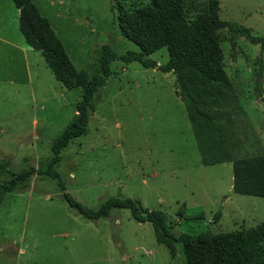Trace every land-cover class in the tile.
<instances>
[{
	"label": "rangeland",
	"instance_id": "rangeland-1",
	"mask_svg": "<svg viewBox=\"0 0 264 264\" xmlns=\"http://www.w3.org/2000/svg\"><path fill=\"white\" fill-rule=\"evenodd\" d=\"M4 1L11 9L0 0V158H9L11 174H17L47 167L50 144L74 115L82 91L56 79L42 53L21 35L19 10L17 17L12 0ZM29 2L77 72L98 69L103 45L117 56L138 51L120 32L117 5L148 0ZM218 17L264 36V0H219ZM219 45L240 109L241 154L264 153V71L258 92L254 88L264 53L244 38L232 47L226 30ZM148 57L164 65L168 52L162 47ZM109 67L87 133L59 152L53 167L59 179L35 174L3 197L0 264H186L180 242L171 257L156 243L152 226L135 221L129 210L112 209L89 221L69 208L64 192L92 210L109 198L134 199L144 209L162 211L175 237L264 223V198L233 192L230 162L201 163L173 73L117 59Z\"/></svg>",
	"mask_w": 264,
	"mask_h": 264
},
{
	"label": "trees",
	"instance_id": "trees-1",
	"mask_svg": "<svg viewBox=\"0 0 264 264\" xmlns=\"http://www.w3.org/2000/svg\"><path fill=\"white\" fill-rule=\"evenodd\" d=\"M19 10V31L26 43L40 51L56 79L66 88L80 87L82 98L70 121L52 140V157L45 169L29 167L11 174V160L0 158V203L8 193L19 189L32 175L59 179L54 166L59 152L75 138L87 133L88 116L95 110V97L105 86L111 74L110 63L136 62L143 68L173 73L184 105L187 119L205 166L232 164V190L236 194L264 198V153L246 156L241 154L237 96L228 79L220 49L221 32L226 30L229 43L236 45L237 38L258 45L264 53V36L251 33L249 28L218 17L219 0H148L147 4L128 6L118 2V26L121 34L132 42L138 51L117 56L108 45L101 47L98 69L88 75L77 72L71 65L59 41L49 29L48 21L41 17L29 0H12ZM165 47L168 60L158 65L148 56ZM255 89L258 92L263 79L264 66L258 60ZM257 96H261L260 93ZM62 190L64 187L61 183ZM63 199L70 209L84 219L96 221L106 218L112 209H127L139 223L152 226L155 241L164 245L173 257L174 243L180 242L186 264H264V223L252 228L202 235L180 234L175 237L162 211L147 210L131 198H109L97 210L84 207L66 192Z\"/></svg>",
	"mask_w": 264,
	"mask_h": 264
},
{
	"label": "crops",
	"instance_id": "crops-1",
	"mask_svg": "<svg viewBox=\"0 0 264 264\" xmlns=\"http://www.w3.org/2000/svg\"><path fill=\"white\" fill-rule=\"evenodd\" d=\"M2 2L6 5L5 9L10 11V9H11L10 6L4 0H2ZM15 13H16V16L18 17L17 8H16V12ZM7 32H8V30L6 31V34H7Z\"/></svg>",
	"mask_w": 264,
	"mask_h": 264
}]
</instances>
